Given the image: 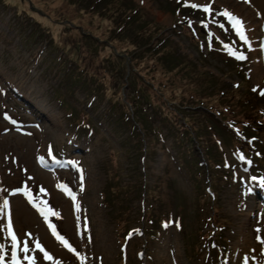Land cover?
I'll use <instances>...</instances> for the list:
<instances>
[{
  "label": "rangeland",
  "instance_id": "1",
  "mask_svg": "<svg viewBox=\"0 0 264 264\" xmlns=\"http://www.w3.org/2000/svg\"><path fill=\"white\" fill-rule=\"evenodd\" d=\"M77 1L74 8L72 0H0V264H31L25 256L35 264H264V244L257 239L264 240V172L243 163L201 108L189 110L199 122L191 131L197 143H192L193 152L201 160L195 182L178 165L171 137L149 106L143 103L135 112L148 122L145 129L140 121L136 124L149 151L126 155L115 149L120 137L102 113L106 102L93 95L86 103L85 84L65 90L63 81L75 75L76 65L101 78L100 61L110 53L104 47L88 55L90 37L80 35L76 26L63 32L66 16L81 30L108 38L110 19L89 9L90 0ZM130 1L159 23L155 32L171 39L163 48L170 49L172 59L206 71V82L219 75L228 86L237 82L227 68L233 55L224 45L236 46L233 51L245 55L239 61L264 109V18L257 5L249 0H173L181 3L183 15L207 25L213 34L209 43L201 29L176 21L166 0ZM193 3L201 7L183 6ZM204 5H211L212 12L205 13ZM224 10L246 22L247 43L218 14ZM31 19L36 20L33 32ZM52 23L66 58L39 33L40 26ZM183 81L177 76L172 83L181 87ZM104 82L121 89L126 100L120 79L106 75ZM143 91L158 104L155 88L144 85ZM80 108L87 109V117ZM146 188L156 192L155 198L144 196ZM145 207L148 214L143 215ZM116 217L127 222L118 224L121 236L115 233ZM216 219L220 224L214 227ZM50 223L75 251L56 238ZM37 242L51 260L44 259Z\"/></svg>",
  "mask_w": 264,
  "mask_h": 264
},
{
  "label": "trees",
  "instance_id": "2",
  "mask_svg": "<svg viewBox=\"0 0 264 264\" xmlns=\"http://www.w3.org/2000/svg\"><path fill=\"white\" fill-rule=\"evenodd\" d=\"M69 1L67 0V2ZM72 1L76 8L79 4L78 1ZM166 1L168 7L173 11L176 21L188 23L189 28L196 32L201 29L203 37L209 43L213 41V34L202 21H192L188 15L179 12L181 4L179 1ZM112 2L113 0H90L87 3L89 9L95 8L101 17H105L106 20L110 19V23L106 26L108 38H99L88 30H81L77 22L66 16L62 17L66 21L62 28L65 31L61 30L65 33L70 27L76 26L80 35L90 37L91 45L87 44L90 52L88 55L95 54L96 48L106 47L110 52L100 61L101 78L97 79L85 68H78L76 65L75 75L73 76L71 73V76H67L63 81V87L67 92H70L75 84H85V91L90 95L89 98H86L87 94H85L84 101L86 103L92 100L93 95L97 97V100L106 102L102 113L106 117V122L110 123L114 131H118L120 137L118 144L116 140L115 149L120 148L126 155H129L128 153L131 151H143V153L149 151L142 144V135L138 132L136 124L140 121L144 129L145 122L148 124L141 113L138 117L135 113L143 107L144 103L145 106L150 107L151 112L157 115L160 123L165 125L166 132L171 137L170 145L178 165L188 177L190 176L192 180L198 182L201 173L197 171L201 160L193 152L192 143L195 145L197 143L191 131L195 132L194 126L199 127V122L195 117L196 113L189 111L197 107L206 113L204 117L228 140L229 146L234 147L240 157L243 156L241 159L243 163L245 161L250 165H258L260 171L264 172V109L257 103L256 97L259 96V92H254L249 84L242 68V61L236 60L233 56V61L227 64L229 73L238 77L234 84L228 86L222 75L214 76L211 82H206L208 81L206 71L197 70L194 65L187 69L186 64L183 66L179 61L172 59L170 49L163 48L166 40L171 41V39H168L166 33L161 34L154 31L159 27V23L144 8L130 0L116 1V5ZM33 21L36 20H27L31 25V32L37 30L34 24H31L34 23ZM54 28V23L40 26L39 33L46 36L47 44L50 47L58 48L64 53L62 58H66L62 46L54 40ZM152 38L156 40L153 44L151 43ZM232 47L236 46L231 45ZM232 50L234 49L232 48ZM146 74L147 77H144ZM106 75L123 82L120 86L127 89L126 100H124L121 89L116 90L112 86L105 85L104 77ZM177 76L184 79L181 87L172 83V80ZM154 80L157 82L154 83ZM144 85H151L155 88L157 93L155 100L159 99L158 104L146 98L147 94L146 96L143 94L145 93ZM130 104L132 109L129 108ZM79 112L84 117H87V113H89L84 108H80ZM102 113L100 115H103ZM190 115H194L193 120ZM87 123L91 124L90 121ZM204 163H206L205 160ZM108 175L113 174L109 173ZM207 190H210L209 186ZM151 194L155 198L156 192L153 193V190L148 188L144 190L146 198ZM143 212V215L148 214V208L145 207ZM119 220L120 218H115V233L121 236L118 224L122 222L125 225L127 222L125 218ZM213 224L214 227H217L220 223L217 220Z\"/></svg>",
  "mask_w": 264,
  "mask_h": 264
},
{
  "label": "snow or ice",
  "instance_id": "3",
  "mask_svg": "<svg viewBox=\"0 0 264 264\" xmlns=\"http://www.w3.org/2000/svg\"><path fill=\"white\" fill-rule=\"evenodd\" d=\"M246 2H247V0H246ZM185 6H190L193 9L201 7L200 5H197V4H194V3L191 4V5H185ZM202 10L205 13H211L212 12L211 5L202 6ZM218 14L223 16V17H226L229 20V22L232 23V27H233V29L236 30L237 35H239L240 39L245 41V43H247V37L244 35V32H243V22L240 19H238L237 17H235L232 13H230L227 10H224L223 12H219ZM204 26L207 27V25H204ZM219 27L223 28L224 25L220 24ZM224 47H225L226 50L229 51V54L233 55L236 59H238V60L246 59V57H245V55L243 53L237 54L236 52H234L230 45L226 44V45H224ZM261 95H264V92H261ZM241 159H243V156L241 157ZM253 179H255V177ZM261 183H264V181H261ZM73 199H75V197H73ZM3 204H4V209H6L8 207V201L5 200L3 202ZM0 210H2V209H0ZM49 211L51 212V209H49ZM51 215L58 216L59 214L57 212H51ZM9 227H11V224H9ZM49 228L51 229L53 234L56 236V238L58 240H60L61 243H63L65 245V247H68L70 250L75 251V249L71 248V245L68 243V241L65 240L62 236L59 235L55 225L50 223L49 224ZM256 231L259 232L260 229H256ZM11 238H12L13 241H16V239H17V237L14 234L11 235ZM257 239L260 240V242L262 244H264V240H261L259 236H257ZM36 248L39 249L40 252L44 253V259H47V260H51L52 259V257L47 252L44 251L42 245L39 242L36 243ZM27 250H28L27 244H25L24 251H27ZM25 259L30 260L31 264H35V261L32 258H30L28 256H25Z\"/></svg>",
  "mask_w": 264,
  "mask_h": 264
},
{
  "label": "bare ground",
  "instance_id": "4",
  "mask_svg": "<svg viewBox=\"0 0 264 264\" xmlns=\"http://www.w3.org/2000/svg\"><path fill=\"white\" fill-rule=\"evenodd\" d=\"M249 1H252L255 5H257V7L259 8L258 10V12H260V14H261V17H263L264 18V0H249ZM247 7V6H246ZM245 20V19H244ZM245 24H243L244 25V27H245V30L247 29V24H246V22H244ZM262 62V61H261ZM260 63V62H259ZM260 65V64H259ZM261 67V66H260ZM8 161L10 160V158H8L7 159ZM8 165V164H7ZM10 165V164H9ZM40 175V174H39ZM64 190L67 192L68 191V189L66 188V187H64ZM74 197H75V195H73ZM69 201V200H68ZM71 201V200H70ZM19 202V201H18ZM75 202V201H74ZM73 202V203H74ZM76 202H77V200H76ZM69 203V202H68ZM72 203V204H73ZM16 205V204H15ZM70 205V204H69ZM76 205V204H75ZM15 207H17V206H15ZM18 210V209H17ZM21 210V209H20ZM70 210V209H69ZM26 213V212H25ZM71 213V212H70ZM42 214H43V216H47V214L43 211L42 212ZM65 214V213H64ZM30 218V217H29ZM29 218H28V220H29ZM64 218H67V216H64ZM56 224V223H55ZM48 226V225H47ZM46 226V227H47ZM11 229V228H10ZM11 232V231H10ZM13 234V233H12ZM50 236V235H49ZM49 236H47V237H49ZM107 237V236H106ZM50 238V237H49ZM103 244V243H102ZM110 246H111V244H110Z\"/></svg>",
  "mask_w": 264,
  "mask_h": 264
}]
</instances>
